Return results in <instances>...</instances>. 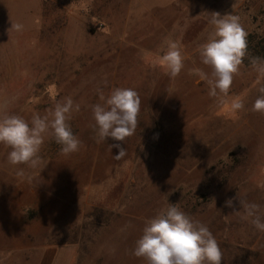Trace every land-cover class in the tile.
<instances>
[{
	"label": "rangeland",
	"instance_id": "rangeland-1",
	"mask_svg": "<svg viewBox=\"0 0 264 264\" xmlns=\"http://www.w3.org/2000/svg\"><path fill=\"white\" fill-rule=\"evenodd\" d=\"M212 12L238 15L248 33L227 97L243 98L244 111L220 105L189 75L210 71L198 47ZM166 37L185 57L174 80L160 65ZM252 57L264 58V0H0V101L15 97L9 111L29 120L64 97L81 105L70 121L79 151L65 156L46 138L42 170L10 165L0 144V264H39L54 247L63 264H146L132 249L169 203L209 227L221 264H264V232L241 220L236 199L264 212V115L251 110L260 86ZM114 87L138 92L139 124L126 141L97 143L90 106L98 88ZM115 144L127 151L121 159Z\"/></svg>",
	"mask_w": 264,
	"mask_h": 264
},
{
	"label": "clouds",
	"instance_id": "clouds-1",
	"mask_svg": "<svg viewBox=\"0 0 264 264\" xmlns=\"http://www.w3.org/2000/svg\"><path fill=\"white\" fill-rule=\"evenodd\" d=\"M208 23L211 25L205 42L199 45L198 55L203 68L189 70V75L198 76L208 85V95L216 98L220 105L230 103L232 112L245 110L244 99L235 97L228 101L234 77L248 56L247 35L241 19L235 14L221 15L212 12ZM11 29L23 30L20 23L12 24ZM160 65L165 74L175 79L184 69V55L178 41L165 38L161 47ZM250 64L257 73V96L252 104V111L264 115V58L252 57ZM98 102L91 105V125L97 143L108 138L126 141L133 136L139 124L141 98L130 87H114L107 94L102 88L97 89ZM13 98L0 101V144L10 149L7 162L12 166L25 165L29 169H44L46 163L40 155L46 138L51 137L61 146V154L67 156L79 151L81 141L73 133L70 121L74 113L81 110V105L71 96L57 100L44 115L32 113L30 120L9 111ZM119 149L116 159L126 155V150L119 144L110 148ZM17 176L24 177L25 171L19 169ZM243 214L241 220L250 223L258 231L264 232V212L256 203H248L237 195ZM225 206L234 207L228 199ZM234 213L239 214V211ZM132 255L143 258L146 264H221L223 253L209 227L198 220H193L182 211L178 203H169L157 214L145 221L142 235L135 242Z\"/></svg>",
	"mask_w": 264,
	"mask_h": 264
},
{
	"label": "crops",
	"instance_id": "crops-1",
	"mask_svg": "<svg viewBox=\"0 0 264 264\" xmlns=\"http://www.w3.org/2000/svg\"><path fill=\"white\" fill-rule=\"evenodd\" d=\"M59 250L56 247L48 248L39 264H63V252Z\"/></svg>",
	"mask_w": 264,
	"mask_h": 264
}]
</instances>
